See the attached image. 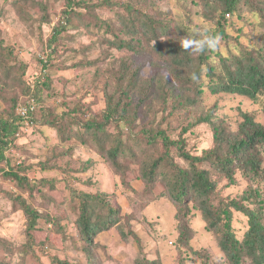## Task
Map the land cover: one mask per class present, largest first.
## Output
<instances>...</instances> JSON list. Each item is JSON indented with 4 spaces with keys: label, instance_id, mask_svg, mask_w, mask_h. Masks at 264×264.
<instances>
[{
    "label": "rangeland",
    "instance_id": "374dc122",
    "mask_svg": "<svg viewBox=\"0 0 264 264\" xmlns=\"http://www.w3.org/2000/svg\"><path fill=\"white\" fill-rule=\"evenodd\" d=\"M25 1L0 0V40L2 46L12 49L14 62L9 63L15 65L17 72L4 80L6 87L1 92L2 97L7 98L4 102L2 97L0 99V114L4 118L10 117L11 97L13 102L15 99L19 104H27L31 95L39 99L35 102L34 113L37 123L31 125L22 121L11 148L5 151L6 160L0 163V264H58V260L89 264L84 249L87 243L75 222L78 213L68 205L74 193L100 194L107 204H98L94 210V220L100 217L102 222H107V228L97 232L92 239L90 251L94 264H230L219 247L222 234L206 227L201 213L196 210L198 204L189 197L192 194L182 200L185 206L183 216L178 205L173 204L164 181L159 180L151 187L144 182L141 159L139 164L126 162L123 169L110 168L108 161L91 146H81L76 139L68 144L55 128L44 126L51 117L50 113L47 114L48 109L54 117L62 114V111L76 110L78 112H73L74 119L71 117L73 121L76 118L100 121L106 111L105 93L113 91L114 78L123 82L121 75H124L125 68L120 66L122 61L127 60L133 67L146 55L149 59L152 54L157 55L159 48L154 42L148 44L140 40L142 49L139 48L137 52L125 49L116 51L109 44L114 40L111 33L125 40L140 37L139 21L135 23L137 34L125 35L129 22L121 24L116 18L118 14L132 16L122 11V5H129L131 1L86 0L91 9L85 14L83 10L78 15L73 14L72 23L68 22L72 28L65 24L62 14L64 5L61 2L34 0L30 6ZM251 2L253 10L239 7L243 18L235 17L226 24L233 44L236 40L245 45L255 41L250 37L248 24L257 22L250 12L264 8V0ZM157 4L159 10L151 6L146 13L161 11L168 19H181L184 26H188L189 20L193 28L207 27L211 32L217 28L216 20L209 18L211 10L208 6L203 7L192 0H157ZM142 11L145 13L144 9ZM63 24L67 28L56 36L52 65L45 72L49 75L48 86L41 87L44 80L40 78L44 62L41 59L51 54L47 48L50 37ZM260 30L256 28V32ZM224 44L225 39H222L221 47H225ZM113 71L115 73L110 75ZM142 72L148 77L152 70L145 67ZM165 75L166 79H170L168 74ZM0 76L3 77L1 71ZM129 81L130 78L124 80L125 83ZM36 90L39 91L38 95ZM206 99L208 104L216 102V106L220 107L216 113L219 120L216 121L228 125L227 130L235 131L242 120L240 113L244 111H255L256 120L264 123L259 102L226 94L207 95ZM161 117L162 114L158 112L157 119ZM182 118L177 120L171 117L166 121L168 125H163L172 140L181 137L186 151L195 156L213 146L212 131L206 124L183 133L185 125L180 124ZM76 129L75 125L70 124L66 133H75ZM109 131L114 132L112 128ZM127 131L124 128V137ZM173 154L175 166L189 168L188 163L178 156L177 150H173ZM41 164H45V169ZM11 168L19 172V176L26 175L29 184L40 191L29 193L27 187L23 188L10 179L7 174ZM159 172L162 173V169ZM165 177L172 179L173 175L168 172ZM42 180L47 182L45 184H53V191L42 184ZM261 180L260 185H250L238 174L233 184L227 185V181H222L216 194L226 200L235 196L240 198L250 187L259 190L258 194L252 192V197L244 205L253 210L263 206L264 215V176ZM46 200L49 201L47 207L44 205ZM23 201L42 213L43 218L37 221L34 231H27V218L21 209ZM109 208L116 213L110 215ZM49 217L52 218L47 221ZM113 219L116 221L113 222ZM231 228L235 239L241 241L247 230V218L233 213ZM249 262V259H245L244 264Z\"/></svg>",
    "mask_w": 264,
    "mask_h": 264
},
{
    "label": "trees",
    "instance_id": "16d2710c",
    "mask_svg": "<svg viewBox=\"0 0 264 264\" xmlns=\"http://www.w3.org/2000/svg\"><path fill=\"white\" fill-rule=\"evenodd\" d=\"M55 1L64 5L62 14L68 27V22L72 23L73 14L78 15L82 13V10L85 14L91 9L86 0ZM127 1L131 2H127L129 5L123 4L122 11L132 16L125 17L117 13L116 18L121 24L129 22V26L124 31L125 35L137 34L135 23L139 21L140 37L125 40L120 35L111 33L108 25L109 33L114 36V40L109 43L110 46L116 51L125 49L129 52H137L142 49L141 41L148 44L155 41L159 48L157 55L152 54L150 59L146 55L145 59H140L139 64L135 63L133 67L127 63V60L122 61L120 66L125 68L124 75H121L123 82L113 77L115 81L113 91L109 94L105 93L106 111L100 121H95L93 118L83 121L76 118L73 121L71 117L73 118V112L76 110L62 111V114L54 117L52 111L48 109L47 114L50 113L51 117H48L44 126L55 128L62 140L68 144L70 140L76 139L81 146H91L97 154L108 161L110 168L123 169L126 162L139 164L141 159L144 182L151 187L159 180L164 181L173 204L178 205L179 212L180 214L183 212V216H185V206L182 200L186 195L192 194L189 197L198 204L196 210L201 213L206 227L215 233L222 234L219 247L230 264H244L245 259H249L248 264H264L263 206L253 210L244 205L252 197V192L255 191L258 194L259 190L250 187L240 198L235 196L226 200L220 199V196L216 194L222 181H227V185L233 184L238 174H241L250 185H260L261 178L264 176V123L256 120L255 111H244L240 113L242 120L235 131L227 130L228 125L216 121L219 120L216 113L220 107L216 106V102L208 104L206 99L207 95H240L255 103L259 102L261 114L264 117V8L250 12L254 21L257 22L248 24L250 37L255 41L251 43L247 39L249 45H245L236 40L233 44L229 39L231 36L227 34L226 24L235 17L243 18L239 7L253 10L251 0H192L194 3L210 8L209 18L212 17L217 24L216 30L212 33L219 34L222 39H225V47H220L218 51L194 54L181 48L180 39L202 31V28H193L189 20H187L188 26H184L181 19L180 21L175 18L168 19L161 11L146 13L147 8L151 9V6H155V10L158 9L157 0ZM25 2L31 6L34 0ZM110 27L113 30L114 25ZM257 27L261 29L259 32H256ZM65 28L67 27L63 24L55 30V34L50 37L47 45L51 54L40 58L41 61L44 60L43 73L40 76L44 79L41 87L48 86L49 75L45 72L52 65L51 55L55 53L53 43L56 36ZM136 45L139 46L136 47ZM141 53L143 54L142 51ZM12 56V49L2 46L0 40V71L3 74L2 78L0 76V99L6 87L4 80L17 74L15 65L9 63L14 62ZM160 56L161 60H159ZM145 67L152 70L148 77L142 72ZM193 72L200 76L199 82L191 80ZM114 73L115 71L110 75ZM165 74H168L171 80L166 79ZM125 78L127 80L130 78V81L125 83ZM38 93L39 91L36 90L37 95ZM6 98L2 97L1 100L4 102ZM9 99L11 100V120V114L9 118H4L0 114V163L6 160L5 151L11 148L14 136L18 132L17 127L22 124V121L29 122L31 125L37 123L35 102L39 100L38 98L29 96L27 104H19L15 99L13 102L12 97ZM22 108H25L24 116L21 115ZM158 112L162 114L159 119H157ZM171 117L177 120L182 118L180 124L185 125V128H182L183 133L198 125L206 124L212 131L213 146L197 156L187 152L184 140L181 137L178 140H172L163 127L164 124L168 125L166 121ZM70 124L76 126L75 133H66ZM110 128L114 132H110ZM124 128L128 130L125 137ZM63 136L66 138L63 139ZM151 148L157 149L152 151ZM173 150H177L178 156L188 163L189 168L175 166ZM88 163L91 164L90 161ZM41 167L45 169V164H41ZM160 169L162 173L159 172ZM10 170L7 176L17 181L19 186L27 187L29 193L40 191L39 188L29 184L26 175L19 176V172H15L12 168ZM168 172L172 173V179L165 177ZM41 183L47 182L42 180ZM45 185L53 191V184ZM72 198L68 205L78 213L75 222L87 243V248L84 249L88 263L94 264L90 251V246L93 245L92 239L97 232L107 228V222H102L100 217L96 218L98 222H95L94 210L98 204L105 205L106 202L102 200L100 194L74 193ZM48 202L47 200L44 202L46 207ZM21 209L27 218V231H34L37 221L43 218L42 213L32 204L24 201ZM108 213L112 215L116 211L109 208ZM233 213H240L247 218V230L241 241H237L232 232ZM46 218L48 219L47 216ZM51 218L49 217L47 221ZM115 221L116 219H113V222ZM57 262L71 264L61 260Z\"/></svg>",
    "mask_w": 264,
    "mask_h": 264
},
{
    "label": "clouds",
    "instance_id": "9594fccd",
    "mask_svg": "<svg viewBox=\"0 0 264 264\" xmlns=\"http://www.w3.org/2000/svg\"><path fill=\"white\" fill-rule=\"evenodd\" d=\"M221 43L222 37L219 34H213L207 27L202 31H197L193 35L181 37L180 39L181 48L194 54L218 51ZM190 78L194 82H199L200 76L193 72Z\"/></svg>",
    "mask_w": 264,
    "mask_h": 264
},
{
    "label": "built area",
    "instance_id": "2783aa9c",
    "mask_svg": "<svg viewBox=\"0 0 264 264\" xmlns=\"http://www.w3.org/2000/svg\"><path fill=\"white\" fill-rule=\"evenodd\" d=\"M21 114L24 116L25 115V109H21Z\"/></svg>",
    "mask_w": 264,
    "mask_h": 264
}]
</instances>
